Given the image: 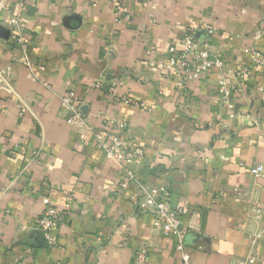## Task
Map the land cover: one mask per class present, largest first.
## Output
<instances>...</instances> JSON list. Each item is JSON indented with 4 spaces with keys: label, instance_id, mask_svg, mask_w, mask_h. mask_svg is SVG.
<instances>
[{
    "label": "crops",
    "instance_id": "1",
    "mask_svg": "<svg viewBox=\"0 0 264 264\" xmlns=\"http://www.w3.org/2000/svg\"><path fill=\"white\" fill-rule=\"evenodd\" d=\"M6 1L26 47L0 11V264H132L141 245L153 264L178 261L177 239L120 187V165L91 131L67 122L68 91L103 135L108 122H128L122 136L144 150L131 165L137 177L188 209L196 264H264V176L252 172L264 165V66L249 64L232 107L219 93L247 48L264 54V0H120L130 23L116 22L115 0ZM189 28L212 29L209 50L225 63L179 87V72L165 77L160 64ZM103 77L121 79L116 95L129 90L132 102L95 88ZM46 196L67 211L56 247L36 228Z\"/></svg>",
    "mask_w": 264,
    "mask_h": 264
},
{
    "label": "built area",
    "instance_id": "2",
    "mask_svg": "<svg viewBox=\"0 0 264 264\" xmlns=\"http://www.w3.org/2000/svg\"><path fill=\"white\" fill-rule=\"evenodd\" d=\"M95 3L97 0H87ZM0 11L10 14L11 26L15 35L13 40L26 47L23 37V28L17 16L13 15L6 0H0ZM116 22L130 23L132 21V13L125 7L122 1L115 0L114 8ZM205 30V29H204ZM199 29L189 28L182 39L181 43L173 42L169 47V58L167 62L160 64L162 70H165L164 76L177 70L181 79L177 82L179 87H183L185 82L198 78L203 72L209 71L214 67L222 69L225 61L220 57L214 56L209 50V36L213 33L212 29L205 30L206 36L203 40L196 37ZM118 30H113L110 39L105 43V51L107 54H113L116 50V38ZM248 59L245 61L237 72L236 81L228 82L223 79L219 84V93L223 103L232 107V96L236 91L244 88L242 79L245 77L249 64H257L264 66V54L256 47L252 46L246 50ZM29 66H32L30 59L27 60ZM106 77V76H105ZM99 78L93 84L95 88L106 89L116 96L117 102H132L130 91L124 95H116L122 80L116 77ZM61 99L66 106L67 122L73 127H85L91 131L103 146L106 156L117 162L123 171V177L120 181V187L128 190L130 199L138 204L141 211H148L155 217L158 228L165 235L173 236L177 239L178 261L175 264H196L190 253L186 243V237L190 231V225L184 224V216L188 213V209L181 205L175 204L172 200V194L168 187H154L147 185L139 179L132 168V164L143 158L144 150L140 146L131 147L121 134V131L128 127V122L123 120H113L107 123V132L105 135L93 125L88 123L86 114L82 107V101L74 91H68L62 94ZM133 104L141 110L149 109L146 101L133 102ZM231 118H235L234 112L230 113ZM253 174L264 176V165L257 164L252 169ZM45 210L36 221V228L43 233L45 241L49 247H56L57 240L54 236V230L61 225L67 215L66 209L57 206L54 201L46 196L43 198ZM252 210L258 214L263 212V206L259 203L252 206ZM132 264H153L149 259L148 250L145 245L138 247L135 253V259Z\"/></svg>",
    "mask_w": 264,
    "mask_h": 264
},
{
    "label": "water",
    "instance_id": "3",
    "mask_svg": "<svg viewBox=\"0 0 264 264\" xmlns=\"http://www.w3.org/2000/svg\"><path fill=\"white\" fill-rule=\"evenodd\" d=\"M206 36V32L205 30H199L196 34V37L199 39V40H203Z\"/></svg>",
    "mask_w": 264,
    "mask_h": 264
}]
</instances>
